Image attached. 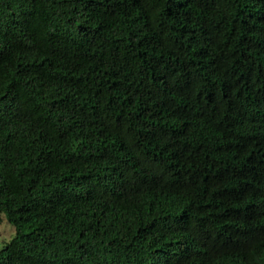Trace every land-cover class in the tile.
<instances>
[{
    "label": "trees",
    "instance_id": "16d2710c",
    "mask_svg": "<svg viewBox=\"0 0 264 264\" xmlns=\"http://www.w3.org/2000/svg\"><path fill=\"white\" fill-rule=\"evenodd\" d=\"M0 264H264V0H0Z\"/></svg>",
    "mask_w": 264,
    "mask_h": 264
},
{
    "label": "rangeland",
    "instance_id": "374dc122",
    "mask_svg": "<svg viewBox=\"0 0 264 264\" xmlns=\"http://www.w3.org/2000/svg\"><path fill=\"white\" fill-rule=\"evenodd\" d=\"M15 235V227L0 212V249Z\"/></svg>",
    "mask_w": 264,
    "mask_h": 264
}]
</instances>
